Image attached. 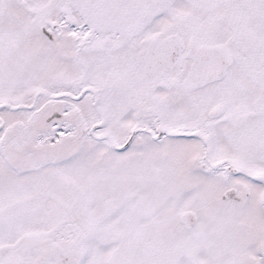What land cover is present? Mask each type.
<instances>
[{
  "label": "snow or ice",
  "instance_id": "1",
  "mask_svg": "<svg viewBox=\"0 0 264 264\" xmlns=\"http://www.w3.org/2000/svg\"><path fill=\"white\" fill-rule=\"evenodd\" d=\"M0 264H264V0H0Z\"/></svg>",
  "mask_w": 264,
  "mask_h": 264
}]
</instances>
